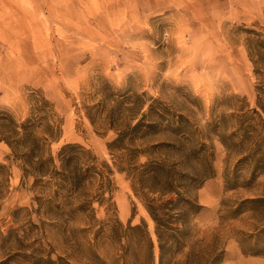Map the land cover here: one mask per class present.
<instances>
[{
	"label": "rangeland",
	"instance_id": "rangeland-1",
	"mask_svg": "<svg viewBox=\"0 0 264 264\" xmlns=\"http://www.w3.org/2000/svg\"><path fill=\"white\" fill-rule=\"evenodd\" d=\"M0 264H264V0H0Z\"/></svg>",
	"mask_w": 264,
	"mask_h": 264
},
{
	"label": "trees",
	"instance_id": "trees-1",
	"mask_svg": "<svg viewBox=\"0 0 264 264\" xmlns=\"http://www.w3.org/2000/svg\"><path fill=\"white\" fill-rule=\"evenodd\" d=\"M148 211H149L150 215L152 216L153 220L155 221L156 234H157L158 238L160 239L159 234H158V229L160 227V225H159L158 208H154L153 206H150V207H148Z\"/></svg>",
	"mask_w": 264,
	"mask_h": 264
}]
</instances>
